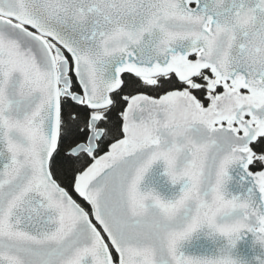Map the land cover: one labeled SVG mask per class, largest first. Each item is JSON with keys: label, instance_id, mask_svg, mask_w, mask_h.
Listing matches in <instances>:
<instances>
[{"label": "snow or ice", "instance_id": "obj_1", "mask_svg": "<svg viewBox=\"0 0 264 264\" xmlns=\"http://www.w3.org/2000/svg\"><path fill=\"white\" fill-rule=\"evenodd\" d=\"M0 264H264V0H0Z\"/></svg>", "mask_w": 264, "mask_h": 264}, {"label": "water", "instance_id": "obj_2", "mask_svg": "<svg viewBox=\"0 0 264 264\" xmlns=\"http://www.w3.org/2000/svg\"><path fill=\"white\" fill-rule=\"evenodd\" d=\"M159 169L157 168L151 175L146 178L145 183L148 186L156 187L161 192H166L163 180L159 178Z\"/></svg>", "mask_w": 264, "mask_h": 264}]
</instances>
